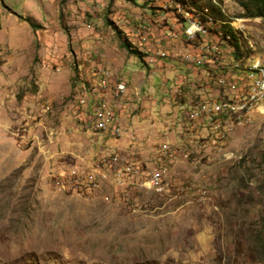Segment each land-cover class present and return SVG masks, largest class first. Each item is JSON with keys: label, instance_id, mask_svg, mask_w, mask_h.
Segmentation results:
<instances>
[{"label": "rangeland", "instance_id": "1", "mask_svg": "<svg viewBox=\"0 0 264 264\" xmlns=\"http://www.w3.org/2000/svg\"><path fill=\"white\" fill-rule=\"evenodd\" d=\"M208 1L238 59L217 18L204 40L182 35ZM189 2L0 0V264H264V101L217 134L187 115L244 91L264 19ZM111 110L119 134L86 131ZM113 155L134 184L96 166Z\"/></svg>", "mask_w": 264, "mask_h": 264}, {"label": "bare ground", "instance_id": "2", "mask_svg": "<svg viewBox=\"0 0 264 264\" xmlns=\"http://www.w3.org/2000/svg\"><path fill=\"white\" fill-rule=\"evenodd\" d=\"M203 19L204 20L195 18V22L196 25L200 28V31L204 32L206 35L208 33V28L215 26L216 22H214L212 20L213 18L211 17L207 18V16L204 17ZM187 31H194V23H187ZM182 35H184L187 40L191 39V32H182ZM206 42L202 41L199 47L200 50H202L204 47L207 46ZM211 48L213 50L217 49L216 46L214 45ZM259 62H260L259 59L257 60L254 59L253 61L250 62V64H248L246 73L244 75L245 81L242 87L244 91L241 89V92L237 94L235 99H220L215 101L199 102L196 106L193 107L194 111H188L187 114L188 120L190 119L192 123L196 122L198 124L205 125L203 128L206 129L207 127V130L210 133H214V134L215 133L217 134L220 131L219 128L222 125H224V123L226 124L228 119H230L229 121L234 119L235 120L234 122H238V123H242L243 120L249 121L254 110L258 109L260 104H262V102L264 101V88L252 87L253 83L261 84L263 82L264 68H257ZM121 87H122V91H121ZM124 91H125V85L122 82H119L115 86V95L119 96V94H124ZM103 113L104 115L100 114V112H96L95 114H92L90 118L86 119L87 125L84 124L85 128L87 129L86 131L97 134H101V133L103 134L106 131L113 130L114 134H119V130L116 129L113 125V123H115L114 112H112L111 110V111H104ZM171 154L173 155V152ZM171 154H169V157L172 156ZM116 159L120 160L116 155L110 156L108 158L103 157L102 159H100L101 163L99 164V166L98 165L96 166L108 168L110 170V173L116 177L114 179V184L116 186L127 187L129 185L134 184L131 181V177L134 174H136L137 171L131 170L129 166H125L123 168L118 167V169L112 170V164L108 162L114 161ZM127 172L129 173L127 174ZM160 174H161L160 171L156 172L155 174H152L149 180L141 181L139 185L142 187H146L147 186L146 184H149L150 181L161 176ZM157 180L153 181L152 185H150L149 187L152 188L156 186ZM85 186H86V190L90 191L91 187L94 186V184L92 183V181L85 182Z\"/></svg>", "mask_w": 264, "mask_h": 264}, {"label": "trees", "instance_id": "3", "mask_svg": "<svg viewBox=\"0 0 264 264\" xmlns=\"http://www.w3.org/2000/svg\"><path fill=\"white\" fill-rule=\"evenodd\" d=\"M178 1L184 7H188V4L190 3L189 2L190 0H178ZM191 1L193 2V4L195 3V0H191ZM235 2H237L245 10V12H247V14H244L243 16H245V17H261L264 19V0H235ZM191 6H192V4H191ZM193 8H196V7L193 5ZM196 9H194V10L199 11V13H200L199 16H200L201 20H204L203 18L207 16V17L213 18L212 20L214 22H217L215 20V18H217L219 21H221L224 24L223 26L225 29L223 31L222 36H220V38L224 42H226V43L228 42V45L234 51L235 59H238L239 54L237 51H239V43H238L239 40L237 39L236 35L234 34V31H232V29L225 24V21L220 19V17L222 15H221V12L217 9V7L213 4H211L210 1H208V3L205 4L204 8L201 6L200 7L197 6ZM29 25L31 27H33V25L31 23H29ZM213 45L214 44L210 45V47H212ZM122 46L124 48H126L127 50L130 47L129 44H126V43H122ZM214 46H216V45H214ZM216 48H217L216 50H212L211 52L215 53L216 51H218L219 47L216 46ZM130 53L136 55L138 59L141 58V55L138 52H136L135 50H130Z\"/></svg>", "mask_w": 264, "mask_h": 264}, {"label": "built area", "instance_id": "4", "mask_svg": "<svg viewBox=\"0 0 264 264\" xmlns=\"http://www.w3.org/2000/svg\"><path fill=\"white\" fill-rule=\"evenodd\" d=\"M187 23H194V31H187ZM182 32H191V39L190 40H193V39H204L206 37L205 33L201 32L200 28L196 25L195 18L192 21H190V20L186 21V23H185V25H184V27L182 29ZM161 55H164V54H161ZM197 63H200V60H197ZM257 68H264V64H262V62H259V65H258ZM104 80H109V78L108 77H104ZM244 81H245V78H244ZM252 87L264 88V77H263V82L261 84H254L253 83ZM121 91H122V87H121ZM189 111H194V108H192ZM108 163H111L112 164V170H115V169H118V164L122 163V161L121 160H114V161H110ZM157 179L158 178H155L154 180L150 181L149 184H146L147 187L152 185V182L156 181ZM57 185H62L65 189H69V188L75 189V187L68 186V179L67 178H66V184H57ZM160 191L161 190H158V192H160Z\"/></svg>", "mask_w": 264, "mask_h": 264}, {"label": "crops", "instance_id": "5", "mask_svg": "<svg viewBox=\"0 0 264 264\" xmlns=\"http://www.w3.org/2000/svg\"><path fill=\"white\" fill-rule=\"evenodd\" d=\"M197 48V47H196Z\"/></svg>", "mask_w": 264, "mask_h": 264}]
</instances>
